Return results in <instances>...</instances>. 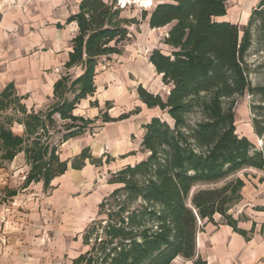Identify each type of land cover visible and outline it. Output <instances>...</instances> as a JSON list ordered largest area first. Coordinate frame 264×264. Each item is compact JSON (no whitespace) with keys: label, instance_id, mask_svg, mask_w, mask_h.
I'll use <instances>...</instances> for the list:
<instances>
[{"label":"trees","instance_id":"1","mask_svg":"<svg viewBox=\"0 0 264 264\" xmlns=\"http://www.w3.org/2000/svg\"><path fill=\"white\" fill-rule=\"evenodd\" d=\"M160 1L151 12L142 11L141 20H147L151 30L170 26L162 44L171 52L165 55L154 49L148 57L169 91L165 99L141 86L136 92L142 104L167 114L173 126L156 117L142 127L140 146L147 157L111 175L108 184L119 187L98 205L97 216L105 220L86 228L82 243L91 248L72 264L194 260L200 224H214L216 215L233 232L249 239L229 212L240 202L244 187L236 174L248 168L264 172V144L255 150L247 138L236 134L235 127L236 100L250 90L244 63L250 32L244 29L239 38L237 25L215 21L226 15L229 0ZM263 8L264 0H260L249 24ZM121 14L116 0H80L76 13L64 24L74 23L76 34L45 111H28L12 84L0 93V171L22 153L28 167L23 189L41 183L47 192L51 182L68 169L114 162L107 154L93 157L89 148L63 161L59 148L83 136L97 121L76 116L74 110L95 94L100 61L120 56L131 39L129 28L139 24ZM261 31L264 35V26ZM74 69L80 71L78 76L71 74ZM91 106L98 107L96 102ZM136 114L138 109L111 119L105 112L102 122L123 121ZM14 125L23 128L21 135L12 131ZM254 134L261 138L264 125L256 123ZM16 195L11 191L5 196ZM193 264L206 262L196 258Z\"/></svg>","mask_w":264,"mask_h":264},{"label":"rangeland","instance_id":"2","mask_svg":"<svg viewBox=\"0 0 264 264\" xmlns=\"http://www.w3.org/2000/svg\"><path fill=\"white\" fill-rule=\"evenodd\" d=\"M67 1L70 5H78L80 2V0ZM150 1L149 7H146L139 0H116L117 6L122 10L121 16L126 19H135L139 24L129 28L131 39L124 47L122 54L112 56L110 59H102L96 69L98 91L89 97L91 100L89 106L95 108L91 106V103L96 102L98 105L101 101V110L96 117L97 121L85 133L86 137L92 140V148H86H89L90 154L95 158L101 157L96 155V152L101 149L98 150L94 146V141L100 133L98 129L102 127L105 112L108 115L110 110L115 108L119 109L117 112L120 114L126 112L128 107L134 106L131 96L139 82L147 88L148 92L160 93L157 95L162 99L166 98L169 91V87L161 84L156 91H153V88L145 83L148 81L152 84V79H156L154 75L151 76L145 72V58L154 49L160 50L165 55L171 52L162 44L170 26L150 31L147 20H141L142 11L149 13L157 4L162 3L160 0ZM240 1L236 0L231 8L239 6ZM255 9L257 4L252 7L250 16ZM250 16L247 21L242 22L241 19L236 21L240 32L239 38L242 37L244 29H248L251 35V46L244 59L250 90L237 98L234 109L236 134L239 137L249 134L251 130L254 132L256 123L264 125V35L261 31L264 26V8L260 15L253 16L251 24H249ZM40 36H44L43 44L30 45L25 55L39 53L46 56L50 51L55 54L60 53L55 47L60 37L54 22L47 21L43 29L31 28L27 33L28 38H37L39 41ZM139 61L144 63L138 66ZM62 72H64L63 69L59 70L60 75ZM117 84L125 86L126 96L120 100V96L116 98L110 94V97L113 95L112 99L102 101L109 92H116ZM51 103L52 101L49 100L46 106ZM106 103L109 106H106ZM160 119L173 126V121L167 114L162 112ZM57 124L60 125L59 122ZM12 131L18 135L21 134L16 125L13 126ZM137 137L134 134L130 138L134 150L125 156L115 157L114 162H111L109 166V171L104 166H93L92 179H89L83 187L66 192L63 195L65 198L60 192L57 199L61 201L63 199V202L57 205H50V202L55 192L60 191V179L55 181L52 189L47 192H44L41 184H32L23 189L28 167L24 164L22 154L11 163L5 164L0 171V264H72L75 258L87 252L91 245H83L84 232L91 222L105 220V216H97L98 205L119 187L108 184L111 171L126 164L134 165L147 157V153L137 142ZM263 144L264 135L260 138V142L256 143V147L261 149ZM59 154L61 160H64L60 148ZM11 191H16L17 195L13 198L6 197L5 195ZM199 234H206L201 224ZM93 239H91L92 242Z\"/></svg>","mask_w":264,"mask_h":264},{"label":"crops","instance_id":"3","mask_svg":"<svg viewBox=\"0 0 264 264\" xmlns=\"http://www.w3.org/2000/svg\"><path fill=\"white\" fill-rule=\"evenodd\" d=\"M235 1L229 0L226 3V15L216 18V22L236 25L238 19H241L242 22L247 21L252 7L255 4L258 5L260 0H241L239 6L231 8ZM76 11L77 4L70 5L67 0H0V93L7 85L12 84L16 94L24 98L22 103L28 111L43 112L50 106H46V103L52 98L53 85L60 77L59 70L63 69L67 61L70 41L76 34L74 23L64 24L66 19ZM47 21L54 22L55 28L59 32L60 41L55 44V47L60 53L55 54L50 51L46 56L39 53L25 55L24 53L29 50L30 45H40L44 41V36H40L39 41L37 38H28L27 33L31 28L43 29ZM57 24H60L62 28L58 29ZM67 29L68 32H66ZM148 57L149 55L145 58V63L139 61L137 64L139 66L144 63L145 72L151 74V76L154 75L156 79H152V84L148 81L145 83L148 87H152L153 91H156L159 84L162 85L161 76L156 74L153 66L148 62ZM71 74L78 76L80 71L74 69ZM95 85L97 92L96 78ZM138 86L147 89L140 82L136 85L131 96V100L134 101L135 105L128 107L126 112H121L122 114L117 112L119 109L112 108L108 113V117L117 119L118 116L135 109H138V114L132 115L123 121L102 124V127L98 129L100 130L97 135L98 138L94 141V146L98 150L101 149V151L96 152L97 156L107 154L114 159L117 156H125L134 150V145L130 141L131 136L136 134L138 136L137 142L141 144L144 133L142 127L148 124L152 118H160L162 112L158 108L148 109L140 102L136 92ZM115 90L116 92L111 91V93L109 92L104 96L102 101H109L113 95L116 98L120 96V100L126 96L125 86L117 84ZM150 93L160 95L158 92ZM110 94L113 95L110 97ZM90 101L89 97L82 100L74 110V115L86 119L96 118L101 110L102 102H98V108H91L89 106ZM17 128L20 129L22 134L23 128L21 126H17ZM241 137L247 138L255 150H261L256 147V143L260 142V138L254 134L253 130ZM86 147L92 148V140L86 137L85 134L67 141L60 147L62 156L64 155L63 161L72 160ZM22 157L24 160L23 154ZM110 164L103 165L107 171H109ZM127 165L130 164L119 166L117 170L111 171L110 174L116 173ZM92 167L86 163L85 167L79 171L68 169L64 175L55 178L51 182V187H53L55 181L60 179V191L55 192L50 205L63 202V199L62 201L57 199L60 192L63 197L66 192L83 187L89 179H92ZM236 177L243 181L244 187L241 190L240 202L229 213L237 221V228L247 232L249 239L245 240L242 236L233 232L232 228L224 225L219 215L214 216V224L203 222L201 225L206 234H199L198 231L195 259L200 258L206 264H264V212L260 211L264 209V172L248 168L238 172ZM194 260L177 257L172 264H193Z\"/></svg>","mask_w":264,"mask_h":264},{"label":"bare ground","instance_id":"4","mask_svg":"<svg viewBox=\"0 0 264 264\" xmlns=\"http://www.w3.org/2000/svg\"><path fill=\"white\" fill-rule=\"evenodd\" d=\"M139 1H141V3L143 4V5H145L146 7H149V3L151 2L150 0H139ZM152 31V30H151Z\"/></svg>","mask_w":264,"mask_h":264}]
</instances>
